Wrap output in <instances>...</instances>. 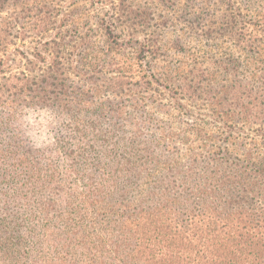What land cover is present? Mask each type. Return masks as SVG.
I'll list each match as a JSON object with an SVG mask.
<instances>
[{"label": "trees", "instance_id": "16d2710c", "mask_svg": "<svg viewBox=\"0 0 264 264\" xmlns=\"http://www.w3.org/2000/svg\"><path fill=\"white\" fill-rule=\"evenodd\" d=\"M237 2L195 7L221 10L224 34L234 29L254 56L256 88L243 92L236 82L225 89L234 100L250 95V105L264 97V6L256 2L253 19L239 22ZM62 59L35 81L29 69L12 72L0 50V264H264L263 158L250 164L259 167L254 180L234 154L214 153L190 135H157L158 126L127 121L110 102L68 108L67 170L82 199L61 202L59 173L42 150L20 142L14 113L64 91ZM73 93L90 101L86 91Z\"/></svg>", "mask_w": 264, "mask_h": 264}, {"label": "rangeland", "instance_id": "374dc122", "mask_svg": "<svg viewBox=\"0 0 264 264\" xmlns=\"http://www.w3.org/2000/svg\"><path fill=\"white\" fill-rule=\"evenodd\" d=\"M1 1L0 50L12 72L29 69L37 81L55 60L66 58L64 91L14 113L20 142L42 150L59 173L63 204L82 199L67 170L70 105L92 109L110 102L129 115L125 120L158 126L157 135L200 138L212 152L234 154L244 165L264 160V97L248 105L250 95L238 92L234 100L225 93L236 82L243 92L253 90L260 72L234 29L224 34L220 9L201 10L195 7L200 0ZM259 1L247 6L238 0V21L253 19ZM73 88L86 91L90 101L79 102ZM249 169L258 180L259 167Z\"/></svg>", "mask_w": 264, "mask_h": 264}]
</instances>
